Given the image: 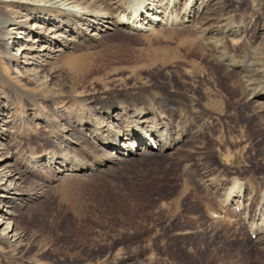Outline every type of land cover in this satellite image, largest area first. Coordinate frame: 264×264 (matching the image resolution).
<instances>
[{
    "label": "rangeland",
    "instance_id": "1",
    "mask_svg": "<svg viewBox=\"0 0 264 264\" xmlns=\"http://www.w3.org/2000/svg\"><path fill=\"white\" fill-rule=\"evenodd\" d=\"M101 2L113 7L124 4V0H0V22L19 23L7 24L0 32V174H25L21 180L14 179V185L0 177V264H264V227L254 233L250 230L251 219L256 224L264 216L259 213V220L257 215L243 220L246 213H257L264 194V113L251 116L256 105L252 103L242 108L244 77L230 74L199 39L211 27L210 13L202 15L201 24L194 17L173 27L170 19L166 24V17L149 16L147 20L153 19L145 27L149 30L136 34L129 29L108 30L114 25L111 20L86 47L79 45L45 63L42 57L31 58L38 56L28 53L39 32V20L37 24L32 19L36 6L54 4L62 12L86 14L84 20H93L86 12L92 7L94 15L104 14ZM145 2L152 6L153 0ZM215 2L210 9L220 10L214 26L228 13L236 14V22L246 26L245 35L233 40L231 50L244 61L254 52L260 56L264 38L255 37L256 31L264 29V0ZM127 6L134 9L136 5L128 0ZM79 27L87 28L86 22ZM67 35L68 39L77 36ZM189 35L198 43L191 45ZM204 68L211 81L206 70L202 73ZM234 82L239 87L229 101L225 91ZM218 93L217 100L235 103L234 109L223 104L218 112L203 107L206 96ZM69 99L91 108L103 100L114 104L123 99L151 101L163 108L169 101L187 110L193 107L200 128L206 120L208 126L213 124L196 138L200 141L195 146L201 149L194 155L186 153L194 140L185 137L182 150L172 148L165 155L156 150L150 155L132 152L127 161L106 164L99 172L84 168L76 174H57V169L64 168L53 164L42 166L44 180L26 174L34 161H39L34 167L45 163L39 157L45 155L42 147L49 139L43 117L52 120L66 113L72 108ZM176 117L172 116V124ZM250 125H262V132L247 130ZM159 132L165 133L164 129ZM34 140L36 144H31ZM30 149L35 155H30ZM202 170L208 171L206 178L201 177ZM232 180L243 187L241 204L233 200L236 195L233 205L224 201ZM39 183L44 186L42 196L27 202L20 193ZM220 216L232 222L225 223Z\"/></svg>",
    "mask_w": 264,
    "mask_h": 264
},
{
    "label": "bare ground",
    "instance_id": "2",
    "mask_svg": "<svg viewBox=\"0 0 264 264\" xmlns=\"http://www.w3.org/2000/svg\"><path fill=\"white\" fill-rule=\"evenodd\" d=\"M63 1L67 2L70 0ZM145 1L129 0L131 6L136 5L134 9H130V6H127L128 0H124L123 5H116V7H113L111 3L101 2V4H104V9H101V11H105L104 14L102 12L100 16H98L99 13L94 15L93 13L96 12L92 10V7L88 9L90 12H86L89 14V16H94L93 20L89 18L88 20H84L83 17H87L86 14L81 15L72 14L71 12L69 13L65 11L62 12V9L58 6H54V4L49 6H36L34 9L35 14H33L32 19L39 20L40 26H36V29L39 32L36 33L37 40L34 44L30 45L28 53H35L38 55L31 56L33 60H36L39 57L44 58L45 60H43V62L45 63L46 59H55L59 54L64 53L67 50H74L79 45L86 47V44L96 40L98 32L104 27V24H108L111 22V20L114 21V25L108 30L118 32L129 29L133 34H136L135 32L137 30H149L145 29L146 26L152 25L153 23V19L151 21L147 20V17L149 16L154 15L156 17H166V24H168V20L170 19V24L173 27V25L176 26L177 24L190 22L189 20L191 18L193 19L194 17L196 20L198 19L199 24H201L203 22V19L201 20L202 15L210 13L211 15L208 21L211 22V27L208 29L205 28V30L202 31L199 39L203 40V45H205L207 50L210 51L211 54L222 63V66L225 67L230 74L234 72L244 77L243 79L245 80L242 81L245 84V90L240 96V102L241 104L243 103L245 107L242 108L245 109L249 104L252 103L256 105L251 107V116L256 118L260 116L261 113H264V66L262 64L264 62V44L262 45V49L260 47L263 53H260V56L258 57L254 56L255 52L251 55L249 54V56L247 54L249 51L245 54L243 53L244 55L249 56V61L245 60V62L243 57V59L241 56V59L239 56L237 57L235 54L236 52L231 50L234 48L235 42L233 40L239 35L244 34L247 29L243 22H236V14L228 13L223 19H221L220 25L214 26L212 22L218 21L216 14L220 10L218 8V11L216 12V8L210 9L211 7H215L217 5L215 0H187L185 4L180 3L181 0H172L171 2L169 1L164 4L162 3L164 0H153L152 6L147 4ZM222 9L225 11L224 8ZM145 11H150L152 13L151 15L145 14ZM118 12L121 13L122 16L117 15ZM241 19L242 18H240V20ZM38 20L35 21L37 24ZM83 22H86L87 28L79 27V25H81ZM138 23H140L139 27L136 26ZM7 24L17 25L19 23L14 21H2L0 22V32L3 31L5 25ZM59 29L62 31L57 33V30ZM256 33V37L253 35L255 38H264V29L261 32L256 31ZM67 34H75L77 36L72 39H68L69 35ZM186 39L191 43V45L198 43V40L193 38L192 35L187 36ZM56 45H59L57 49ZM210 57L212 58V56ZM40 64L42 63H38L37 66ZM205 70L206 69L204 68V71L202 72L201 70V72L204 74ZM206 74L207 75L205 76L210 78L207 70ZM240 78L242 79V77ZM209 80L211 81L212 79L210 78ZM236 87H239L237 86V82L236 85L234 82L232 85L227 87V90L225 91V98H229V101L235 99ZM217 99H219V93L215 96H206L203 107L218 112L221 111L218 109L223 104L234 109L235 103H228L227 99H221L222 102L221 100ZM69 101H71L69 105L71 104L72 108L68 111L65 110L66 113L60 114L56 119L52 120L47 117H43V122H45L49 128V131L47 132L49 139L47 144L42 147L43 151H45V155L39 157L42 159L44 158L45 163L40 165L37 164L38 166L34 167L36 165L35 163L39 161H32L34 164L31 166L32 171H26V174L28 173L30 176H37V178L40 180H44V177L41 175L42 173L40 171L43 168L42 166L50 167L53 164H58L61 168H64L63 171H61L62 169L59 170L60 168L57 169V174L62 172H71L76 174L83 172L84 168L85 170L90 169L99 172V169L106 164L117 166L121 162L127 161L128 157H131L132 152L136 153L137 151H140L142 154L150 155L154 154L152 150H156L161 155H165L169 150L172 151L174 149V151H179L181 149L180 143H184L185 137L190 138V141L194 140L193 147L190 151L187 150L186 152L187 155H194L196 154L197 150L201 149L195 146V144L198 143L197 141H200L196 138L199 135L204 134V129H211L213 124L212 123L208 126V121L206 120L203 125H200L201 127L203 126L200 128L195 121V119L198 117L195 116L196 114H194V112H191L193 111V107H191V110H187L186 108L177 105V103L169 101L165 103V108H163L161 104L158 105L157 102L151 103V101H149V103H138L130 99L116 101V104L112 103L111 100H103L94 104L92 108L83 102L77 103V101L73 99H69ZM235 102L237 104L236 100ZM76 105L77 109H74L75 107L73 106ZM113 108L114 112L112 111ZM40 110L43 115L47 116L46 112H44L42 108H40ZM84 112L86 113L84 114ZM175 115H177V117L172 124V116ZM75 117H77L74 121L76 126L72 124V121L75 119ZM202 117L206 118L205 115ZM61 121L65 123L64 125L59 126L58 124ZM2 122L5 124L8 123L7 120H2ZM260 126L262 125H250L249 127H246V129L249 130L250 128V131L253 133H261L262 128H260ZM251 128H253V130H251ZM161 129H164L165 133L159 132ZM235 129V127L232 129L233 132H235ZM1 133H3V130L0 129V134ZM172 134L175 135V137H172ZM123 136L125 139H122L123 143H121V137ZM32 143L36 144V140L31 142V144ZM29 152L31 156L35 155L36 153L32 149H30ZM28 158L30 157L28 156ZM197 165L198 164L196 162L193 164V167H197ZM191 170L193 172L192 167ZM202 172L203 175H201V177L206 178L208 176V171L202 170ZM3 173L0 174V177L11 181V184H13L15 180H21L23 178L22 176L25 175L24 173L16 171H10L5 174ZM43 187V184L39 183L37 185L31 186L28 190L22 191L20 194L26 196L27 202H30L36 200L38 196H42L41 194L43 193ZM9 190L4 192L6 194H10ZM242 193L243 187H240L239 183H237L235 180H232L229 182L227 192L224 194V201H232L233 205V200H236V204H241V199H244L241 197ZM15 194L16 192L13 193V195ZM235 195L236 197L238 196L237 199H233ZM263 206L264 194L261 193L260 201L255 210L257 213L254 215L251 214V216L249 213H246L245 216L243 215V220H248L249 217L251 219V217H255V215H257V220H259L261 216L260 214L264 216V208H262ZM242 208H244L243 203ZM220 217L222 218H219V220L225 223L232 222L226 216ZM253 222L255 225L254 228L252 226ZM262 227H264V220L260 221V223L256 222L255 224V220L251 219L250 230L253 233Z\"/></svg>",
    "mask_w": 264,
    "mask_h": 264
}]
</instances>
